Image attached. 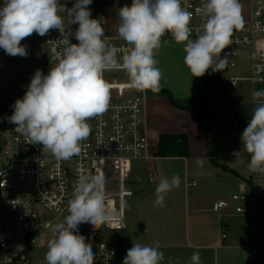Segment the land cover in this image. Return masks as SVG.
<instances>
[{
    "label": "clouds",
    "instance_id": "clouds-1",
    "mask_svg": "<svg viewBox=\"0 0 264 264\" xmlns=\"http://www.w3.org/2000/svg\"><path fill=\"white\" fill-rule=\"evenodd\" d=\"M92 2L75 0L67 8L60 0H3L0 6V49L9 56L27 57V45L21 41L33 33L43 37L52 29L60 31L64 47L57 63L47 74L35 71L23 98L15 100L12 115L5 118L16 125L24 141L42 145V151L58 161L80 154L82 142L91 133L88 121L108 110L111 85L105 72L123 71L137 91L159 93L163 74L155 56L167 34L184 45V63L193 77H202L209 69L222 72L228 58L220 54L231 45L234 31L245 24L240 0H202L195 13L203 23L192 39L193 12L182 6V0H132L118 13L117 34L126 44L121 50L105 35L102 25L107 20L91 18ZM60 13L70 17L68 26ZM72 24L78 28L65 31ZM72 36L78 43H71ZM252 98L255 107L241 143L249 154V169L264 175V90L254 91ZM232 155L240 160L241 150ZM197 164L202 166L203 160ZM180 183L179 175L162 177L155 188L154 206L164 207L165 197ZM103 186L101 175L78 177L68 215L51 227L46 264H94L93 247L78 229L83 223L94 229L105 224L108 210ZM163 260L158 241L154 246L133 241L123 264H161ZM190 261L201 264L199 251L192 253Z\"/></svg>",
    "mask_w": 264,
    "mask_h": 264
},
{
    "label": "built area",
    "instance_id": "built-area-1",
    "mask_svg": "<svg viewBox=\"0 0 264 264\" xmlns=\"http://www.w3.org/2000/svg\"><path fill=\"white\" fill-rule=\"evenodd\" d=\"M248 7L244 27L236 30L232 43L222 50L221 58H228L227 66L235 69L237 62H248V76L230 78L229 91L237 90L239 82L252 86L250 101L251 118L255 104L252 93L264 90V0H240ZM71 8L75 0H60ZM132 0H114V30L110 43L118 49L126 44L118 37L119 9L131 5ZM202 0H182V6L193 12L192 39L202 20L195 13ZM190 6V7H189ZM93 17L94 0L91 5ZM65 26L70 23L67 13H60ZM72 24L65 31H75ZM60 31L52 29L43 43L35 51L44 62L42 72L47 74L58 61L63 50ZM162 39H173L170 34ZM71 43H78L70 37ZM55 49V52H53ZM27 57H14L11 66L19 67L31 56L27 47ZM4 53L0 49V54ZM105 79L110 83V104L101 116L90 119L91 133L82 142L81 152L69 160H56L51 153L42 151V145L27 143L15 130L16 125L5 119L12 115L14 98L0 100V264H34L35 257L45 254L48 240L52 236L51 227L62 222L68 215V202L82 174L101 175L104 178L103 191L108 218L103 225L122 226V190L130 166L134 161L153 162L158 158L150 153L149 129L147 121L148 91L134 89L123 71H107ZM229 120L235 128L244 124V118L231 113ZM186 164V158H182ZM158 172L154 171L150 184H155ZM239 191L229 201L221 200L213 205V211L220 212L233 207L246 225L255 223L258 210L264 208V175L250 172L237 178ZM186 188L196 187V182L186 180ZM101 226V227H103ZM94 229L90 223L79 225L78 232L86 243H91L95 253L94 264H114L117 251L110 248L99 232L86 240V232ZM225 238V237H224Z\"/></svg>",
    "mask_w": 264,
    "mask_h": 264
},
{
    "label": "crops",
    "instance_id": "crops-1",
    "mask_svg": "<svg viewBox=\"0 0 264 264\" xmlns=\"http://www.w3.org/2000/svg\"><path fill=\"white\" fill-rule=\"evenodd\" d=\"M247 71V75H249V68ZM211 74L212 70L210 69ZM240 74L238 73V76L232 77H241L243 75ZM152 93L151 91L148 92V99H150ZM197 94L194 93L192 96L179 100L195 97ZM170 108L173 107L169 104ZM176 111L179 113L180 121L189 125L190 129L187 127L183 129L182 125H179V127L177 126L179 131L175 130L174 132L187 135L190 151L191 137H194V131H191V129L193 130L196 127L191 121L197 120L192 118L188 113L178 109ZM201 129L205 140L206 134L202 126ZM161 134L158 135L157 142ZM149 140L150 153L157 157V153L152 152L150 136ZM156 151L158 152V149ZM157 158L164 161L171 159ZM135 162H142L146 165V163L156 161L132 162L127 179H125L122 197L119 196L122 199L123 205L122 226L119 224L109 227L103 226L97 230L86 232V240L88 242L92 241L94 233L101 230L117 233L118 249L111 247L108 241L104 239L110 248L117 251L114 264H123L127 250L133 246V241L153 246L158 241L159 248L164 253V260L161 261V264H191L190 258L195 251H199L200 253L201 264H264V231L260 232L262 219L257 216L255 223L246 225L243 218L234 212L233 207L220 212L213 211V205L216 202L230 200V193H226L223 190L224 186L229 185L232 188V194L238 192L240 189L237 178L242 176V174L235 168H231L229 163L224 165L229 170L227 172L210 162L217 172L214 174L210 173L209 177L205 176L206 173H195L192 170H187V165H185L184 175L181 176L180 174H171L169 164L159 171L157 165L153 163L145 167L148 172V178L143 181L134 172ZM220 164L223 165L222 163ZM154 171L158 172L155 179L156 182L149 188ZM173 175L180 176V186L167 194L164 207L154 206L155 188L160 179L162 177L171 178ZM194 177L201 180L209 179L210 184L217 187L216 192H212V189L205 192L204 190L192 192L190 189L194 187L186 188V180L190 179L195 182ZM147 180L149 181L147 182ZM210 199L213 201L210 202ZM262 209L264 210V208Z\"/></svg>",
    "mask_w": 264,
    "mask_h": 264
},
{
    "label": "rangeland",
    "instance_id": "rangeland-1",
    "mask_svg": "<svg viewBox=\"0 0 264 264\" xmlns=\"http://www.w3.org/2000/svg\"><path fill=\"white\" fill-rule=\"evenodd\" d=\"M242 5V15L245 19L248 15V7L240 1ZM3 0H0V6H2ZM114 0H94L93 19L103 17L107 20V23L102 26L105 29V35H110L114 30V12H113ZM46 36V35H45ZM45 36L41 37L33 33L30 37L21 41L22 45H27L30 49L31 56L26 58L23 65L19 67L11 66L10 61L14 60V57L7 54H0V100H10L17 98L18 95L26 92L27 85L30 83L32 75L37 69L42 71L44 62L37 57L35 51L39 49L43 43ZM184 45L177 44L173 39H162V46L158 50L155 58L159 61L158 67L160 68L163 77L160 81L161 87H164L171 91L176 99H182L198 93L201 77H193L189 68L184 63L185 53L183 51ZM218 59V58H217ZM238 66L232 69L228 66L222 72H212L210 75L209 92L213 96L214 102L210 105V114L212 116L211 127L213 132V145L217 150V159L223 165L229 163L231 168H235L242 175L249 174V154L242 149L241 135L243 130L247 127L248 117L251 113V91L252 86L246 82H239L237 90L229 91L228 86L230 77L238 76V73L242 76H248V62H237ZM240 74V75H241ZM149 92V91H148ZM149 136L152 142V152L157 153V137L161 133H177L179 131L177 126L182 125L183 129H188L189 125L182 123L179 118V113L176 109H169V102L167 99L157 93H152L147 104ZM236 113L244 118V124L240 128H235L232 122L229 120V115ZM195 124V128L191 131L194 137H191V149L188 152L185 162L177 157L173 156L169 161L157 159L153 162L157 165L158 170L164 169L165 165L169 164L170 173L180 174L185 173V165L187 170L194 171L195 173H206L205 176L209 177L210 173H216V169L210 163L209 158L206 156L207 147L206 139L204 140L203 132L200 123L197 121H191ZM181 131V130H180ZM206 138V137H205ZM192 150V151H191ZM241 150V159L236 160L232 155L233 151ZM202 159L203 165L197 164V160ZM153 163L135 162L134 172L139 175L145 181L148 178V172L145 167L152 165ZM181 169V170H180ZM193 179V178H192ZM196 187L190 189L192 192L204 190L208 191L212 189V192L217 190V187L210 184L209 179L201 180L194 177ZM149 180H147L148 182ZM189 181H191L189 179ZM153 185H149V188ZM226 193H230V198L233 195L232 188L227 185L223 189ZM213 201L210 199V202ZM262 219V227L260 232L264 231V210L259 209L258 215ZM101 236L108 241L109 245L115 249L119 248V242H117V233L108 230H101L99 232ZM34 264H46L45 254H38L35 257Z\"/></svg>",
    "mask_w": 264,
    "mask_h": 264
},
{
    "label": "trees",
    "instance_id": "trees-1",
    "mask_svg": "<svg viewBox=\"0 0 264 264\" xmlns=\"http://www.w3.org/2000/svg\"><path fill=\"white\" fill-rule=\"evenodd\" d=\"M209 84L210 69L201 77L199 92L195 97L179 100L176 99L169 90L164 88H162V90L158 94L163 95L173 108L188 113L192 118L200 123L206 134V156L214 166L228 172V168L224 165H221L217 161V150L215 149L212 142V116L210 114L209 107L214 102V99L209 92ZM24 94L25 92L18 95L17 98L14 99H22ZM157 147V157L170 158L172 157V154H176L173 156L186 158L189 152L188 137L184 133H163L159 136Z\"/></svg>",
    "mask_w": 264,
    "mask_h": 264
}]
</instances>
